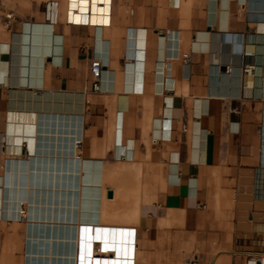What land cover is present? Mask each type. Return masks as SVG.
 I'll return each mask as SVG.
<instances>
[{"label": "crops", "instance_id": "0c3cea01", "mask_svg": "<svg viewBox=\"0 0 264 264\" xmlns=\"http://www.w3.org/2000/svg\"><path fill=\"white\" fill-rule=\"evenodd\" d=\"M69 6L0 12V264L56 244L77 264H264V0H113L110 25L70 24ZM74 115L77 139L60 140ZM75 153L79 186L57 195ZM33 159L50 182L34 197L61 198L46 218L29 216Z\"/></svg>", "mask_w": 264, "mask_h": 264}, {"label": "bare ground", "instance_id": "6f19581e", "mask_svg": "<svg viewBox=\"0 0 264 264\" xmlns=\"http://www.w3.org/2000/svg\"><path fill=\"white\" fill-rule=\"evenodd\" d=\"M70 1V6L69 8L67 9V13H68V10L70 8H77L78 9V13L77 15L75 16V19L77 21H82V19L84 18V16H87V13L89 14V19L92 21V24L93 25H103V23L101 22H108L109 21V17L107 16V18L104 17V14L102 13H105V11L109 10V9H106L105 11L103 9H99L97 12L94 11V9L92 8L93 5H96V2H99L100 4H107V3H110V0H78V3L76 2L77 0H69ZM85 12V13H84ZM66 18H67V15H66ZM98 22H100L99 24H97ZM261 34V33H260ZM256 42V41H255ZM128 56L131 55L130 53V50L128 51L127 53ZM259 68V66H258ZM259 71V69H258ZM248 75H247V83L252 86L253 83H254V65L253 64H250V67H249V71H247ZM261 73V82L263 84L264 82V46H263V54H262V66H260V71ZM246 74V73H245ZM259 74V73H258ZM246 83V84H247ZM248 86V85H246ZM254 89V87H253ZM250 91V90H249ZM252 91V90H251ZM50 101V100H49ZM62 101V100H61ZM80 102V101H79ZM78 102V103H79ZM37 103V102H36ZM80 104V103H79ZM81 105V104H80ZM75 106V105H74ZM79 106V105H78ZM82 106V105H81ZM80 106V107H81ZM77 108V107H76ZM77 111V110H76ZM80 111V110H79ZM54 112V111H53ZM75 112V111H74ZM44 115V114H43ZM76 115V114H75ZM72 116V117H69V118H66V117H62V118H58V120L56 121V125H57V130L59 131V133L57 134V136L61 139H65L68 137V139L70 137H73V140H76L77 137H78V116ZM34 119L38 120V116L37 114L34 115ZM44 120H47L44 118ZM50 120V119H49ZM55 120V119H54ZM80 121V120H79ZM51 123H48L47 125H50ZM37 126V125H36ZM52 127V126H51ZM43 133V132H41ZM49 133V132H48ZM56 133V132H55ZM44 134V133H43ZM53 134V133H52ZM41 141V140H40ZM75 142V141H74ZM80 142L77 143V146H79ZM75 145V143H74ZM75 149V148H74ZM75 151V150H74ZM76 152V151H75ZM67 153V152H66ZM72 153V152H71ZM42 154V153H41ZM76 154V153H75ZM79 155V154H78ZM77 154L76 155H73L75 156L74 157V166H73V177L71 178V175L68 176L67 178V174H66V160L64 159V167H62L60 165V162L62 163V161L59 159V165H58V172H57V175L56 177L54 176V178H56V181L52 182L53 184V189L54 188H57V195H60L63 191H66L67 189H73L75 190L79 185V183L77 182V178H78V174H76L78 168H77V163H78V156ZM50 156V154H49ZM55 156V155H54ZM63 157V156H62ZM80 159V158H79ZM48 163V161H47ZM46 163V164H47ZM51 164V163H49ZM35 165L36 163L34 164V159L32 160V163H31V168L33 169L32 172H31V176H30V179H29V183L31 184V191L29 192L30 196L27 197L28 199V205H29V208H30V212H29V216L31 218H34L35 216L39 219L40 217L42 218H46L47 217V214L46 213H42L41 214V209H45V205L47 204V201L48 202H53V204H55V202H60L61 198L58 197L56 199L52 198V199H48V197H34V185L35 183L39 184L40 182V185L42 189H45V184L48 185L50 184V182H46L44 181V177H42V180H41V177H40V180H37V182H35L36 178L39 179V172L37 171V174H35V171H34V168H35ZM70 165V164H68ZM40 168V167H39ZM42 169H44L45 167L41 166ZM37 169H38V166H37ZM47 169V168H46ZM45 172V171H44ZM52 172V171H50ZM71 173V172H70ZM54 174V173H53ZM53 178V179H54ZM52 179V180H53ZM73 179V180H71ZM79 179V178H78ZM47 180V179H45ZM28 184V182H27ZM28 190V189H27ZM47 191V190H46ZM25 194V193H24ZM40 194V193H39ZM26 199V200H27ZM51 200V201H50ZM37 206V207H36ZM35 207L38 211L37 214H35ZM27 212V211H26ZM34 221V220H33ZM38 222V221H37ZM36 222V224H37ZM44 222V221H43ZM31 223V221H30ZM39 224V222H38ZM31 225V224H30ZM32 226V225H31ZM32 231V234H33V230ZM51 234V233H50ZM113 234H115L113 232ZM43 235V234H42ZM50 236V235H49ZM54 236V235H53ZM58 236V235H56ZM114 236V235H113ZM63 237V236H62ZM109 237H111V234L109 235ZM115 237V236H114ZM123 237V236H122ZM31 238V236H30ZM34 238V237H33ZM43 238V237H42ZM50 238V237H49ZM116 238V237H115ZM36 239V238H35ZM59 238H57L58 240ZM31 240V239H30ZM50 241V240H49ZM57 243H59L57 241ZM31 244V243H30ZM91 245V244H90ZM64 247H67L66 249L69 250L68 253H66L68 250L65 251V253H59V251L57 252V250L55 249H64ZM88 247V245H87ZM105 248H110V247H114L115 248V251L117 252V254L121 257L123 256L125 250H124V244L123 242L121 243H117V242H114V243H110V240H108V242H105ZM33 248V247H32ZM72 249L71 246L69 245H62V244H56L54 245L52 248L49 246H45L43 245L42 246V252H41V256L40 258L38 256H36L35 254H32V251H31V255L28 256V258H32L33 257L35 259H41L40 261V264H77V260H78V251H76V254L74 252V254L76 255H71L73 251H70ZM88 250V249H87ZM62 250H60L61 252ZM86 251V250H85ZM85 251H82V252H85ZM92 251V249L90 250V252ZM88 252V253H90ZM38 253V251H37ZM130 253V251H129ZM132 253V252H131ZM39 254V253H38ZM84 256H86V253H84ZM86 258V257H84ZM128 260V259H127ZM115 263V262H114ZM106 264H109V262L107 261Z\"/></svg>", "mask_w": 264, "mask_h": 264}, {"label": "built area", "instance_id": "2783aa9c", "mask_svg": "<svg viewBox=\"0 0 264 264\" xmlns=\"http://www.w3.org/2000/svg\"><path fill=\"white\" fill-rule=\"evenodd\" d=\"M6 1L7 0H0V12L5 17L7 25H11L12 21L16 18V14H15L13 9H10V8L8 9L6 7ZM112 3H113V0H110V9L105 11V13H102V14H104L105 18H107V16L109 17V21L104 22L103 25H110V23H111ZM47 10L49 11V13H51L50 12V10H51V3L50 2L47 4ZM78 12L79 11L77 8H70L68 10V13H67L66 21L70 24L93 25L92 21L89 19L88 12H86L87 16H84L82 21H77L75 19V16L77 15ZM245 53L246 54L250 53V51H245ZM249 67H250V63H245V65H244L245 71H249ZM103 70H104V62L102 61V59L100 57H94L92 59V65H91V72L94 76V81H93L94 91H97V92L102 91L100 80L102 77Z\"/></svg>", "mask_w": 264, "mask_h": 264}, {"label": "rangeland", "instance_id": "374dc122", "mask_svg": "<svg viewBox=\"0 0 264 264\" xmlns=\"http://www.w3.org/2000/svg\"><path fill=\"white\" fill-rule=\"evenodd\" d=\"M170 264H180V263L177 261V262H171Z\"/></svg>", "mask_w": 264, "mask_h": 264}]
</instances>
